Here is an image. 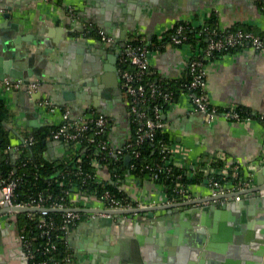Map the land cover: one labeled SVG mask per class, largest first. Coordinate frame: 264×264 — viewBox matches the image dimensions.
I'll list each match as a JSON object with an SVG mask.
<instances>
[{"label":"crops","instance_id":"crops-1","mask_svg":"<svg viewBox=\"0 0 264 264\" xmlns=\"http://www.w3.org/2000/svg\"><path fill=\"white\" fill-rule=\"evenodd\" d=\"M1 5L14 9L0 11V74H4L5 70L7 72V52L11 50L17 51V54H13L14 66L10 65L17 72L29 74L33 71L40 76L45 73L41 79L28 78L26 81L37 80L40 83L36 94L17 89L7 91L4 82L10 79L0 80V99L9 111L6 125L10 144L16 148L33 131L59 126L62 111L66 109L73 116L92 110L113 119L117 129L111 133V138L116 147L123 146L130 139L125 95L121 85L117 87L116 74L110 71L117 66V62L113 63L117 46L105 45L94 36L80 37L81 30L86 27L101 30L118 44L133 36H143L153 41L159 33L169 31L179 23L198 25L208 23L213 18V27L217 26L220 30L229 31L237 26H245L256 34L264 35V0H0ZM7 12L11 14L10 20L2 16ZM192 51L189 46H169L159 51L151 61L155 74L164 80L183 77L187 58ZM27 60L36 69L28 66ZM206 71V94L212 107L226 109L240 106L264 116V51L246 48L212 58ZM18 81L25 83L23 80L12 82ZM20 92H24L25 96H20ZM45 97L53 102L55 113L39 107L38 101ZM23 108L27 111L24 112ZM163 120L166 133L179 151L177 167L185 170L190 179L203 175L202 180L188 188L197 200H205L212 195L204 184V172L198 170L199 163L206 169L215 158L223 157L227 162L239 164L243 176L256 170L257 186L258 174L264 168L259 165L264 154V124L261 121L236 122L219 116L207 123L201 114L194 112L191 101L185 96L169 107ZM30 123L40 127L33 128ZM47 148L48 156L53 161L60 162L68 157V147L63 143L48 138ZM11 153L14 163L21 155L15 150ZM125 163L129 164L126 159ZM99 175L102 179H111L108 169H100ZM123 189L135 200L146 204L161 206L166 202L164 185L148 178H135V181L128 178ZM141 198H145V202ZM257 198L256 193L242 196L248 218L238 215L235 226V229L243 232L240 234L242 238L238 237L239 240L226 248V255L221 256L222 259H218L217 255L210 256L207 264L250 262L240 246L246 244L250 237L243 230L249 217L257 216L259 219L262 216L259 212L264 209V203L258 202ZM262 199L264 201L263 195ZM211 206L206 202L197 207L203 213ZM149 214L151 216L146 218L118 222L112 228L84 224L81 234L77 231L73 238V264H100L102 259L103 264L189 262L191 246L186 245L188 248H185L181 244L189 243L184 233L189 228L195 231L193 221L189 218L175 224L159 222L158 219L166 215L165 211ZM10 216L11 212L0 216V223L6 227L8 234L2 239L0 247L5 257L10 254L16 258L18 247L10 239L13 224ZM199 217L202 218V215ZM16 231L18 234V224ZM175 235H182L181 243L175 239ZM214 243L217 248L222 246L220 234ZM150 245L156 247V251L149 252V258L145 261L143 254L148 252L143 253L142 249ZM170 250H173L174 256L168 259ZM14 261L13 264H21L18 260ZM8 263L0 259V264Z\"/></svg>","mask_w":264,"mask_h":264},{"label":"built area","instance_id":"built-area-1","mask_svg":"<svg viewBox=\"0 0 264 264\" xmlns=\"http://www.w3.org/2000/svg\"><path fill=\"white\" fill-rule=\"evenodd\" d=\"M189 29V26L186 25L174 26L169 31L161 32L155 37L158 43L162 45L163 49L169 46H189L193 50L191 55L187 58L186 68V71L191 75V82L187 87V91L182 92L180 97H187L193 105L194 112L201 114L207 123L212 122L219 116H223L229 121L236 122L252 120L251 118L243 119L240 113L237 112V107L226 108L223 109L224 111H220L218 108L211 106L206 94V67L214 57V54H218V57H221L232 50L240 51L246 48L264 51V35H259L253 31L243 29L235 31L220 30L217 26H209L205 22L198 25L192 24L193 30H199L196 38L200 39L204 37L206 41L205 46L196 52L190 43V38L188 36ZM92 36L96 37L99 42L105 45L111 47L119 46L113 37L105 34L101 30L93 27H86L81 30L80 37L88 38ZM125 44V48L120 49L118 55L117 70L121 81V89L125 95L127 119L136 127L134 135L130 131L131 136L126 144L116 147L111 138V133L115 132L117 129V124L113 119L92 110L82 111L79 115L73 116L72 112L66 109L62 111L61 124L56 126V129L51 130L49 139L62 142L67 146L74 145L78 150H84L86 146H92L94 148L93 153L95 158H93L91 165L97 173L89 177L92 178L97 185L101 186H104L107 181L116 178V184L125 192L126 196L118 198L107 190L103 192L101 196L95 193L91 195L84 193L81 195L73 190L74 193H68L66 197L58 199L49 209L44 205L43 198L38 200L32 199L25 202L17 201L16 189L19 186L20 180L14 177V173H9L7 176L0 175V189L2 192L0 207L7 204V206L11 208L43 209L44 211L33 213L41 214L38 219V226L44 236L50 237L51 231L54 229L53 224L46 219L49 210L68 208L95 210L100 212H84L89 221L93 223H100V221L104 219H112L114 222L118 223L120 221L122 223L123 221H134L135 219L146 218V216L151 215L149 213L118 215L107 214L105 212H117L156 206L153 203L146 204L132 198L131 195L123 189V184L128 178L122 183L123 180H121L119 175H112L110 173L111 179L107 180L102 179L99 175L100 169H107L103 163L110 160L111 157H125L126 159V157L130 156V158H132L133 156L138 158L140 156V152L137 150L139 146L146 142L153 143L158 131L166 132L165 122L162 121L164 111L162 107L156 103L163 101L171 106L175 105L180 98L174 100L173 93L164 88L160 80H156V82L152 80L155 72L152 68L151 61L160 51V48L150 49L148 44L140 40L138 36L128 38ZM181 78L182 77L178 78V80ZM4 86L7 88V91H14L17 89L26 90L30 94H36L39 90L40 83L37 80L29 83H23L21 81L13 83L12 81L5 80ZM38 103L40 108L55 113L56 107L48 97L39 100ZM149 106H153V114L147 112L146 108ZM34 145L35 138L30 134L25 136L22 144L17 148L10 145L8 151L12 152L15 150L20 153V155L27 154L28 161L32 162L34 158L28 152ZM160 152L163 156L161 165L164 168L167 170H170L171 166L178 168L177 161L179 160V151L175 145L171 144L169 146L161 144ZM259 161L260 167H264V154ZM130 162L131 159L129 163ZM218 164H221V167H215V165ZM198 170L204 172V184L211 191V196L244 192L256 187V170H251L246 176H243L239 164L227 162L223 157L215 158L208 164L206 169L202 168V163H199ZM157 178L158 175L154 174L148 179L156 182ZM178 178L181 179L182 176L180 175ZM231 178L235 181H231ZM131 179L135 181V179ZM176 194L177 197L174 199H170L167 196L165 204L197 200L180 182L176 183ZM262 195L264 196V190L261 192V197ZM65 199L71 203L72 207L65 206ZM234 200L240 202L242 196H236ZM33 213H29V218L32 220ZM64 213L65 221L62 226L63 230L67 231L70 224H75V222L82 219V213L80 212ZM12 214L15 213L11 212V215ZM18 236L22 240L30 264L32 261H34L33 264H48L46 261L36 263L35 254L39 250L34 248L32 241L27 238L23 232L22 234L18 232ZM52 249H55V247L52 246ZM46 252H49V249H47ZM56 264H72V261L66 258L62 262Z\"/></svg>","mask_w":264,"mask_h":264},{"label":"trees","instance_id":"trees-1","mask_svg":"<svg viewBox=\"0 0 264 264\" xmlns=\"http://www.w3.org/2000/svg\"><path fill=\"white\" fill-rule=\"evenodd\" d=\"M57 1V0H56ZM59 1V0H58ZM215 18L211 19L207 24L213 26ZM179 25L189 26L188 36L190 43L196 52L203 48L206 44L204 37L197 39L199 30H193L192 24L179 23ZM248 30L252 31L245 26H237L231 30ZM140 40L146 42L150 49L160 48L163 50L162 45L154 38L153 41L146 40L143 36L139 37ZM134 42V41H133ZM238 50H232L229 53H236ZM218 57V54H214L213 58ZM152 80H160V83L164 88L173 93L174 100H177L181 93L187 91V87L191 82V75L185 71L181 79L176 80H164L160 79L156 74L152 77ZM161 106L164 113L169 109L170 105L166 102L160 101L156 103ZM220 111L223 109L218 108ZM147 112L153 114V106L146 108ZM237 112L240 113L243 119L251 118L257 119L264 124V116L261 114H254L251 110L244 107H237ZM127 113V106H126ZM9 117V111L3 100L0 99V175L7 176L9 173H14V177L20 180L19 186L16 189L17 201L25 202L32 199L43 198L46 208H51L54 202L58 199L66 197L68 193L78 194H96L101 196L103 192L110 191L118 198L126 196L125 192L119 188L116 184L117 179L114 178L111 181H107L104 186L97 185L89 176L96 175L97 171L91 165L93 158H95L92 146H86L83 149H77L74 145L68 147V157L60 162L53 161L48 156V138L51 130L56 129V126H47L33 131L35 138V145L28 152L33 156V161L29 162L27 154L21 155L16 162L11 161V151H8L10 144L9 132L7 130V119ZM164 122V120H162ZM130 121H128L129 123ZM130 131L134 135L136 127L133 123H129ZM161 144L171 145L173 141L168 133L164 131H158L156 139L153 143L146 142L139 146L137 150L140 152V156L135 158L132 156L131 162L126 165L125 157L114 158L104 162L103 165L107 167L112 175H119L122 183L127 178H137L143 180L144 178H151L152 175L157 174V183L163 184L166 190V194L170 199L177 197L176 183L180 182L184 188L188 190L189 186L202 180L203 175H197L196 179H190L186 175V171L172 167L170 170L164 168L162 164V154L160 152ZM89 149V150H87ZM117 160V161H116ZM215 167H221V164L215 165ZM182 176L181 179L178 176ZM231 181H235L231 178ZM121 183V184H122ZM74 190V192H73ZM65 206L70 207L71 203L65 199ZM72 207V206H71ZM33 220L29 218V213H19L18 217V232H22L29 238L35 249L39 250L35 254L36 263L48 262V264H56L62 262L68 258L72 261L75 260L73 249V238L75 233L80 231L81 227L86 224H92L89 221L87 215L82 213V219L75 224H70L67 231L62 229L65 221V213L58 211H49L46 219L50 221L54 229L51 231L50 237L44 236L38 226V219L40 213H33ZM95 224V223H93ZM52 246L55 249H52ZM49 249V252L46 250ZM34 261L31 262L33 264Z\"/></svg>","mask_w":264,"mask_h":264},{"label":"water","instance_id":"water-1","mask_svg":"<svg viewBox=\"0 0 264 264\" xmlns=\"http://www.w3.org/2000/svg\"><path fill=\"white\" fill-rule=\"evenodd\" d=\"M2 9L11 11L14 9V7L7 6L6 8H3L2 6L0 7V11ZM2 16L10 20L11 14L7 12V13L2 14ZM1 36L4 37L3 34ZM125 46L126 44L124 42V43L119 44V46L117 47V52L114 55V59H115V61H113L114 64L118 60L120 49L125 48ZM14 53L17 54V51L11 50L7 52V59H9L7 60V72L5 70L4 74H0V80L9 78L10 81L23 80L25 83H27L26 81L28 78L41 79L45 75L44 72L43 74H41V76L39 73L33 72V71L32 73H29V74H20L19 72H17L15 67H10L11 64L13 65L12 60H13ZM27 65L30 66L33 70L36 69L32 62L29 63V60H27ZM110 71L111 72L113 71L116 74L117 87H119L121 84V81L118 76L117 66H115L114 68H111ZM119 81H120V84H119ZM19 95L25 96V93L20 92ZM22 110L24 112L27 111L24 108ZM30 126L33 128L40 127L39 125L32 124V123H30ZM59 143L62 144V142H59ZM48 146L51 147L52 144L51 145L48 144ZM130 159L131 158L129 156L126 158V161L129 162ZM263 190H264V168L262 169L261 173L258 174L257 186L255 188H252L244 192H236V193H231L227 195L211 196L205 200H193V201L182 202V203L165 204L161 206H153V207L138 208V209H133V210L105 212V213L118 214V215H129L133 213L145 214L149 212L165 211L166 215L159 218L158 221L159 222L170 221L171 223H174V224L178 223V221H188L190 218V220H192L193 223L196 225L194 229L195 231H193L192 228H189V230H187V232L184 233L189 243L181 244V246H184L185 248H188L186 247V245L191 246V248L189 247V253H188L189 262H187L186 264H207L206 260L207 258H210V256L212 257V256L217 255L216 257L218 259H222L221 256L226 255V252H225L226 248L234 244L235 240H239L238 237L241 236L240 234H243V232H240V230L235 229V226L237 225L238 215L239 216L246 215L247 217L248 211H246L244 201L241 200L240 202H237L236 200H234L235 197L243 196L247 193H256L258 197L257 201L260 203H264L261 197V192ZM0 200H2L1 189H0ZM206 202L211 203L212 206L208 208L206 211H203V213H201L202 210L199 207H197V205H200L201 203H206ZM194 206H196V208H193ZM41 211H44V210L39 209V208H11L7 206V204H5L4 207L0 209V216L3 214L10 213V212L15 213V214H12V216L10 217L13 224L11 227L12 232H10L9 234H12V236H10V239L14 243V245L18 247L16 251V253H18V256L16 258L15 257L12 258L10 254H9V257H5L4 251L0 247V259L7 260V262H9L8 264H10V262L11 264H13V262H15L14 260L20 261L21 264H30V261L26 255V250L23 247L22 240L18 236L17 231H16V226L18 222V217L16 213H33V212H41ZM49 211H58V212H66V213L67 212H80V213L100 212V211L89 210V209H72V208L54 209V210H49ZM244 211H246L247 214ZM259 214L262 215L261 218L258 217L259 219H257V216L249 217V221L246 223L245 226H243V230L245 229L246 232L248 233V236L250 237H248V242L246 244L244 243L240 247H242L243 250L246 252L245 258L247 260H250V262H247L248 264H264V209L261 212H259ZM199 215H202V218L199 217ZM254 218H256L257 220H255ZM125 222L126 221H123L122 223H125ZM116 223L117 222H114V220L112 219H104V220H101L100 223L91 224V225L93 226V225L98 224L99 226L105 225V226H108L109 228H112V227H115L114 225H116ZM5 228L6 227H3V224L0 223V244L2 243L1 241L3 238L8 237V234ZM219 234H220V241H222L223 244L221 247L217 248L214 242L217 240V235ZM175 239H178L179 242L181 243L182 235L176 236ZM253 244L255 247H253ZM192 246H194L193 249H192ZM142 250H143V253L145 251L148 252L145 255L143 254V257L145 258V261H146V259L148 260L149 258V255H150L149 252L153 253V251H156V247L150 245ZM157 250L160 253V250L159 249ZM215 251H218V253H215ZM172 253H173V250H170V253L167 254L168 259L169 257L174 256ZM169 255H172V256H169ZM103 262H104V259L99 261L100 264H103ZM146 264H148V262ZM228 264H235V263L229 262Z\"/></svg>","mask_w":264,"mask_h":264},{"label":"rangeland","instance_id":"rangeland-1","mask_svg":"<svg viewBox=\"0 0 264 264\" xmlns=\"http://www.w3.org/2000/svg\"><path fill=\"white\" fill-rule=\"evenodd\" d=\"M141 200L145 202V198H141ZM92 224H93V223H92Z\"/></svg>","mask_w":264,"mask_h":264},{"label":"flooded vegetation","instance_id":"flooded-vegetation-1","mask_svg":"<svg viewBox=\"0 0 264 264\" xmlns=\"http://www.w3.org/2000/svg\"><path fill=\"white\" fill-rule=\"evenodd\" d=\"M181 222H183V221H181Z\"/></svg>","mask_w":264,"mask_h":264}]
</instances>
